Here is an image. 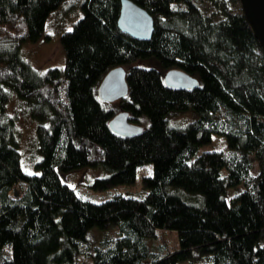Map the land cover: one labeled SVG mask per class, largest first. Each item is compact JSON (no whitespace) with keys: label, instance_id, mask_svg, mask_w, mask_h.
<instances>
[{"label":"trees","instance_id":"obj_1","mask_svg":"<svg viewBox=\"0 0 264 264\" xmlns=\"http://www.w3.org/2000/svg\"><path fill=\"white\" fill-rule=\"evenodd\" d=\"M62 1L0 0V264H77L79 256L91 264H264V58L238 0H131L152 18L147 41L117 28L119 0H82L81 17L59 38L63 66L39 73L21 46L41 37ZM141 59L158 67L135 65ZM117 66L127 93L102 102L96 87ZM170 69L197 86L164 85ZM13 95L35 122L34 174L20 167L7 112ZM119 111L137 125L145 117L146 127L113 133L108 121ZM189 112L186 124H169ZM213 134L226 149L198 153ZM145 163L152 172L140 199L88 201L59 177L101 168L108 174L92 187L104 190L131 184ZM93 227L96 239L87 236ZM167 231L176 233L174 251Z\"/></svg>","mask_w":264,"mask_h":264},{"label":"rangeland","instance_id":"obj_2","mask_svg":"<svg viewBox=\"0 0 264 264\" xmlns=\"http://www.w3.org/2000/svg\"><path fill=\"white\" fill-rule=\"evenodd\" d=\"M81 2L82 0H63L59 7L49 13L43 25V32L41 37L35 42H25L21 46V55L37 72L43 73L46 69L51 67L63 66V52L60 46V35L69 30L72 25L81 17ZM204 10H208L207 3L203 4ZM135 65L144 67L157 68L154 61L141 59L135 62ZM8 104L7 112L12 115L14 119V128L16 131V148L19 153V163L21 169L28 173H37L34 168V163L39 159L40 155L37 150V142L35 139V122L25 114V109L22 103H19L13 96ZM192 113H181L169 119V124L184 125L192 120ZM138 125L145 128L147 119L140 117ZM226 149L225 140L218 135H211L207 144L202 145L198 153L203 151H218ZM256 171V163H253V173ZM152 168L150 163H145L139 166L136 170L134 180L129 185H119L104 190H97L92 187L95 179L103 178L108 173L101 168L85 167L81 169L72 170L65 173H60L59 177L74 194L81 198L92 202H99L109 199L115 194H121L124 197L143 198L146 190L142 185V177L151 175ZM224 172V170H223ZM228 190V196L231 197L236 192V189ZM101 233V230L93 227L90 228L87 236L93 237V234ZM110 234L115 236V231L110 230ZM96 239V236L93 237ZM165 238L169 241V249L174 251L177 249V236L174 231L165 232ZM77 264H91V261L86 256H79ZM179 264H188L182 262ZM195 264H201L200 261Z\"/></svg>","mask_w":264,"mask_h":264},{"label":"water","instance_id":"obj_3","mask_svg":"<svg viewBox=\"0 0 264 264\" xmlns=\"http://www.w3.org/2000/svg\"><path fill=\"white\" fill-rule=\"evenodd\" d=\"M242 16L253 37L257 40L264 58V0H238ZM117 28L136 40L147 41L153 30L151 16L131 0H119L116 19ZM164 85L173 88H194L197 80L179 69H170L163 73ZM127 93L125 70L121 66L108 70L96 87L98 100L106 103L117 101ZM126 111L116 112L108 121L109 129L120 136H132L142 128L128 121Z\"/></svg>","mask_w":264,"mask_h":264}]
</instances>
